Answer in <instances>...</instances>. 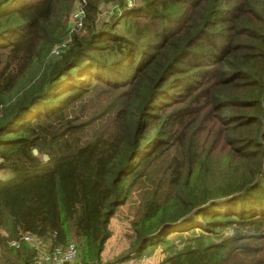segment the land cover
Instances as JSON below:
<instances>
[{
	"label": "trees",
	"instance_id": "1",
	"mask_svg": "<svg viewBox=\"0 0 264 264\" xmlns=\"http://www.w3.org/2000/svg\"><path fill=\"white\" fill-rule=\"evenodd\" d=\"M113 1L55 56L76 0H0V264H101L127 203L116 262L264 264V0Z\"/></svg>",
	"mask_w": 264,
	"mask_h": 264
},
{
	"label": "rangeland",
	"instance_id": "2",
	"mask_svg": "<svg viewBox=\"0 0 264 264\" xmlns=\"http://www.w3.org/2000/svg\"><path fill=\"white\" fill-rule=\"evenodd\" d=\"M136 3V0H130L129 5ZM80 5V0H76L75 6L73 9H77ZM115 9V4L113 0H102V3L99 5L98 9V19L100 22L106 21L108 17L111 16L113 10ZM67 33L65 34L66 37ZM64 37V38H65ZM5 178L7 179L6 175ZM134 205L132 203H127L120 208H118L117 213L109 222V231H110V240L108 241V245L106 247L107 251H113L116 249L117 256L113 257V259H109L110 263H114L118 261V258L124 255L130 248L132 240H131V221L134 220L135 211ZM229 232H225V235ZM186 237L187 235H183ZM71 242H77L76 240L72 239ZM70 242V243H71ZM78 243V242H77ZM179 241L177 240L175 244L178 247H181L178 244ZM164 259L165 254L163 253V246H158L154 251L149 248L146 253L144 254L142 259H129L122 261L125 264H128L130 261H133L135 264H153L155 261ZM126 258V255L122 258ZM154 258V261H153Z\"/></svg>",
	"mask_w": 264,
	"mask_h": 264
},
{
	"label": "built area",
	"instance_id": "3",
	"mask_svg": "<svg viewBox=\"0 0 264 264\" xmlns=\"http://www.w3.org/2000/svg\"><path fill=\"white\" fill-rule=\"evenodd\" d=\"M84 17L85 15L81 4L77 9L72 10L69 17V26H68L67 35L53 49L52 53L55 56L60 55V53L67 48L70 41V35L73 32H76L82 28ZM20 242L30 246L36 253L35 258L29 264H74L76 260L79 259L81 253V247L77 242L69 243V245L65 249L56 247L53 249H49L44 253H39L38 250L40 248L41 241L33 235L30 234L22 235L20 238ZM20 242H12L10 243V247L14 249H18ZM108 264H125V263L114 262ZM128 264H135V263L133 261H130Z\"/></svg>",
	"mask_w": 264,
	"mask_h": 264
},
{
	"label": "crops",
	"instance_id": "4",
	"mask_svg": "<svg viewBox=\"0 0 264 264\" xmlns=\"http://www.w3.org/2000/svg\"><path fill=\"white\" fill-rule=\"evenodd\" d=\"M110 240V239H109ZM108 240V241H109ZM108 241H107V243L105 244V247H104V250H103V252H102V254H101V263L102 264H108V263H110V261H109V259H113V257H116L117 256V251H116V249H114V252L113 251H107L106 250V247H107V245H108ZM51 247H50V243H49V241H44V242H41V245H40V248H39V253H44L45 251H48L49 249H50ZM154 258H155V256H154ZM154 258H153V261H154ZM156 259L157 258H155V261H154V263L153 264H161L162 263V261H163V259H160L159 261L157 260L156 261ZM79 259L78 260H76V262L74 263V264H77V263H79Z\"/></svg>",
	"mask_w": 264,
	"mask_h": 264
},
{
	"label": "water",
	"instance_id": "5",
	"mask_svg": "<svg viewBox=\"0 0 264 264\" xmlns=\"http://www.w3.org/2000/svg\"><path fill=\"white\" fill-rule=\"evenodd\" d=\"M33 155L34 156H37L38 155V153H37L36 150L33 151ZM43 159H44L45 162L48 161V157L47 156H44Z\"/></svg>",
	"mask_w": 264,
	"mask_h": 264
}]
</instances>
